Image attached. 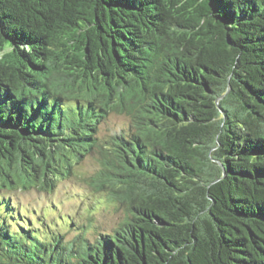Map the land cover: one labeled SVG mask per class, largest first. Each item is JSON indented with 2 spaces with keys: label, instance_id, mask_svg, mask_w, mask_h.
I'll return each instance as SVG.
<instances>
[{
  "label": "trees",
  "instance_id": "obj_1",
  "mask_svg": "<svg viewBox=\"0 0 264 264\" xmlns=\"http://www.w3.org/2000/svg\"><path fill=\"white\" fill-rule=\"evenodd\" d=\"M93 150L124 219L24 221ZM0 190V264H264V0H0Z\"/></svg>",
  "mask_w": 264,
  "mask_h": 264
},
{
  "label": "rangeland",
  "instance_id": "obj_2",
  "mask_svg": "<svg viewBox=\"0 0 264 264\" xmlns=\"http://www.w3.org/2000/svg\"><path fill=\"white\" fill-rule=\"evenodd\" d=\"M128 125L126 115L113 113L100 125L98 134L105 138L110 133L127 130ZM99 168L100 155L93 150L82 156L72 168L73 173L52 190H12V202L17 204L23 220H31L43 234L62 233L70 240L84 233L94 239L100 232L113 230L125 216L124 209L110 200L109 192L96 191L90 184L91 175Z\"/></svg>",
  "mask_w": 264,
  "mask_h": 264
}]
</instances>
